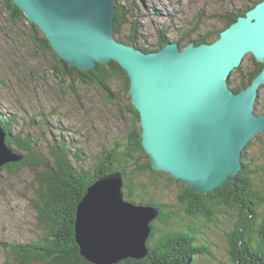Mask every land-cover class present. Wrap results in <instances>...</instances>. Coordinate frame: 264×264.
<instances>
[{
	"label": "water",
	"instance_id": "95a60500",
	"mask_svg": "<svg viewBox=\"0 0 264 264\" xmlns=\"http://www.w3.org/2000/svg\"><path fill=\"white\" fill-rule=\"evenodd\" d=\"M13 1L71 66L90 72L98 63L115 60L128 72L154 170L170 173L201 194L236 179L244 148L264 133V114L255 113L264 68L238 93L228 78L249 52L264 63V0L213 43L182 48L170 42L151 52L115 38V0ZM7 136L0 126V168L23 159ZM124 185L122 171L103 176L78 205L76 240L93 264L149 255L152 222L160 209L127 200Z\"/></svg>",
	"mask_w": 264,
	"mask_h": 264
},
{
	"label": "trees",
	"instance_id": "16d2710c",
	"mask_svg": "<svg viewBox=\"0 0 264 264\" xmlns=\"http://www.w3.org/2000/svg\"><path fill=\"white\" fill-rule=\"evenodd\" d=\"M225 1L234 3L230 9L226 6L227 12L221 11L227 27L240 16H245L249 9L262 0ZM115 2L117 10L114 17V34L117 40L147 52L160 49L170 41L167 32L164 31L160 33L156 48L146 46L138 36L140 27L137 24H134L130 33L125 35L123 30L130 24L132 13L120 0ZM2 9L8 14L9 25L15 27L14 30L33 47L32 51L36 55L48 53L53 55V73L67 83L73 94L78 95L77 82L93 84L103 90L108 102L116 104L118 95L113 88L114 83L119 81L122 86L119 90H122L127 98L126 112L132 120L124 139L117 141L110 150H106L95 167L84 170L74 164L70 157L72 147L67 146L65 142L59 146H52L54 160L51 164L46 162L36 153L38 144L36 145L37 140L34 136L23 135V132L14 133L15 118L0 109V126H3L8 133L7 143L17 154L23 156L21 160L3 165L0 170L4 167L9 172H18L25 166L36 169L39 165L43 168L40 172H36L38 186L30 203L36 212L37 225L44 233L29 242H4V246L12 251L17 262L93 264L82 255L76 240L75 222L78 205L95 181L122 171L127 200L158 207L160 214L152 222L153 229L148 239L149 255L144 259L127 258L117 264H194L195 258L199 255H212L211 248L207 244H198L197 236L201 233L202 226H198L197 221L203 218L205 222L215 224L221 208L237 210V217L226 233L231 264H264V193L257 187L254 179L257 167L261 165L258 164L259 160H254L248 154L253 139L241 155L242 169L236 174V179L226 185L207 194H201L183 180L171 176L169 182L172 180L182 182V188L178 193L179 210H174L170 204L161 201L140 200L144 195H150L151 188L158 186L163 174L167 172L154 170L151 158L144 149L141 116L132 103L131 80L128 72L115 60H111L108 64L98 63L90 72L75 68L58 56L39 26L30 22L13 0H0V13ZM23 26L28 28L31 34L23 31ZM220 31L221 29L211 30L205 34L198 33L190 41L197 45L205 42L213 43L214 41L208 39L214 36L218 39ZM176 41L181 45L185 41V36ZM252 60L251 69L247 72L240 71L241 68L234 70L233 73L240 72L239 77L233 78L237 82L233 86L235 91L238 92L241 88L249 86L263 70V62L257 61L254 56ZM263 90L264 84L259 89L260 95ZM260 95L255 103L256 114H264V103ZM262 153L264 154V144ZM146 174H149L148 181L143 180ZM183 212L193 219L185 229L176 226ZM157 224L161 225V228H158Z\"/></svg>",
	"mask_w": 264,
	"mask_h": 264
},
{
	"label": "rangeland",
	"instance_id": "374dc122",
	"mask_svg": "<svg viewBox=\"0 0 264 264\" xmlns=\"http://www.w3.org/2000/svg\"><path fill=\"white\" fill-rule=\"evenodd\" d=\"M120 2L130 9L133 17L123 33L129 34L134 24H137L140 27L138 36L141 42L150 48H156L160 33L164 31L170 40L168 43H179L176 40L185 36V41L179 44L182 48L191 43L190 40L198 33L205 34L220 29L223 31L229 26L225 27L226 20L222 12L226 11V6L229 9L234 6V3L225 0ZM14 29V26L9 25L8 14L2 9L0 109L15 118L14 133L33 135L37 140L36 145L38 144L36 153L49 164L54 160L52 146L65 142L72 147L70 157L75 165L84 170L95 167L103 153L113 148L117 141L123 140L130 128L132 120L126 112L127 98L119 90L122 86L119 81L114 83L113 89L118 95L116 104L108 102L103 90L93 84L77 82L78 95L73 94L67 83L53 73V55H36L32 51L33 47ZM22 30L31 34L24 26ZM208 40L216 41L217 38L214 36ZM252 56V52L246 54L238 67L241 68L240 71L245 73L251 69ZM256 60L258 61L257 58ZM231 76L228 78V85L233 89L237 84L233 78L239 77L240 72ZM260 98L264 103V90ZM263 144L264 133L260 132L253 138L248 154L254 160H259L258 164L261 166L257 167L254 179L257 187L264 193ZM41 166L36 169L25 166L18 172H9L4 167L0 170V264H20L12 251L4 246V242H29L44 233L37 225L36 212L30 203L38 186L36 172L43 169ZM171 176L170 173H164L158 186L152 187L150 195H144L140 200L161 201L170 204L172 209L179 210L178 193L182 182H169ZM148 179L149 174L143 176L144 181ZM217 216L215 224L207 223L203 218L197 221L198 226H202L201 233L197 236L198 244H207L212 255H199L194 264H231L226 233L237 217V210L221 208ZM191 222L192 217L183 212L176 226L185 229ZM157 227L161 228V225L157 224Z\"/></svg>",
	"mask_w": 264,
	"mask_h": 264
},
{
	"label": "bare ground",
	"instance_id": "6f19581e",
	"mask_svg": "<svg viewBox=\"0 0 264 264\" xmlns=\"http://www.w3.org/2000/svg\"><path fill=\"white\" fill-rule=\"evenodd\" d=\"M234 23H236V21H235ZM234 23H232L231 25H233ZM231 25H229V27H230ZM229 27L225 28L223 31H226ZM221 33H222V31H221ZM114 35H115V34H114ZM205 43H207V42H205ZM256 77H257V76H256ZM256 77H255V78H256ZM255 78H254V79H255ZM228 82H229V81H228ZM232 181H233V180H232ZM187 184H188V183H187Z\"/></svg>",
	"mask_w": 264,
	"mask_h": 264
}]
</instances>
